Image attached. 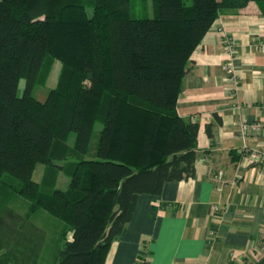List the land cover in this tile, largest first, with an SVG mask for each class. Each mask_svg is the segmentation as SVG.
<instances>
[{
  "label": "trees",
  "instance_id": "16d2710c",
  "mask_svg": "<svg viewBox=\"0 0 264 264\" xmlns=\"http://www.w3.org/2000/svg\"><path fill=\"white\" fill-rule=\"evenodd\" d=\"M192 1L141 0L137 16L133 0H0V264H36L42 233L24 240L39 210L64 223L51 264H105L141 194L195 176L200 125L177 110L191 56L221 9L255 1L264 14V0ZM55 60L57 85L39 100ZM15 195L26 216L6 204Z\"/></svg>",
  "mask_w": 264,
  "mask_h": 264
},
{
  "label": "crops",
  "instance_id": "0c3cea01",
  "mask_svg": "<svg viewBox=\"0 0 264 264\" xmlns=\"http://www.w3.org/2000/svg\"><path fill=\"white\" fill-rule=\"evenodd\" d=\"M227 36L236 43L237 93L226 80ZM177 110L200 125L196 174L167 182L160 195L141 194L105 264H264V161L252 162L237 152L244 143L241 123L264 126V14L255 1L220 10L191 56ZM246 142L264 150V128L248 134ZM12 199L9 206L26 216L29 202L17 195ZM29 223L25 231L30 238L24 242H31L38 229L42 249L49 244L56 253L64 224L49 237L53 223L46 212H35ZM6 249L0 247V255ZM36 264H42L40 258Z\"/></svg>",
  "mask_w": 264,
  "mask_h": 264
},
{
  "label": "rangeland",
  "instance_id": "374dc122",
  "mask_svg": "<svg viewBox=\"0 0 264 264\" xmlns=\"http://www.w3.org/2000/svg\"><path fill=\"white\" fill-rule=\"evenodd\" d=\"M152 1V0H150ZM185 4L187 6L192 5V0H184ZM134 3V15L137 16H141V0H133ZM136 3V5H135ZM92 8L88 9V13L91 15L92 14ZM153 12L151 11V16H153ZM61 68H62V63L59 60H55L49 77L47 78L46 82L44 83H39L37 84L34 89H33V94L35 97H37L39 100H45L48 92L50 89L54 88L57 85L58 82V78L61 72ZM85 84L88 85V82L85 81ZM24 87H25V80H21L20 85H19V90H18V94L22 95L24 92ZM102 129V124L101 123H97L95 126V132L93 134V138H92V142H91V150H94L97 142H98V138H99V132ZM75 141V133H72L69 137V144L73 145ZM43 171H44V165L39 164L34 172L33 178L37 181H39L43 175ZM67 183H68V178L66 177V175H61L59 182H58V188L61 189H66L67 187ZM13 200V199H12ZM11 199L9 200L8 205H13L14 202ZM4 208V207H3ZM11 208V207H10ZM12 209V208H11ZM0 214H1V218H0V223H4V221H6L7 219V211L5 209L0 210ZM48 214V213H47ZM50 220L52 221L53 225L49 226V231H47V233H49V237L53 235V233H55L57 231V225H63L64 223L61 222L60 220L52 217L50 214H48ZM37 220V215L34 216V220L33 222L36 223ZM51 245H46V248L42 249V245L41 248L39 250V252L36 254V259L38 260L40 258V262L42 264H51V262L53 261V256L55 255V252L51 249L50 251L48 250V248ZM44 247V246H43ZM9 256V254L7 255ZM36 260V261H37Z\"/></svg>",
  "mask_w": 264,
  "mask_h": 264
},
{
  "label": "built area",
  "instance_id": "2783aa9c",
  "mask_svg": "<svg viewBox=\"0 0 264 264\" xmlns=\"http://www.w3.org/2000/svg\"><path fill=\"white\" fill-rule=\"evenodd\" d=\"M224 50L227 54H229V60L225 64V70L228 72V78H226L227 82L230 84L228 87L232 92L237 93L239 90V84L237 81V69L236 65L233 64L234 52L236 43L234 39L230 36H227L223 41ZM264 126L261 122L254 123H241L239 127V132L244 139L243 145L238 148V151L246 155L252 162L264 161V150L254 149L250 147L246 142V137L248 134L260 133L263 130Z\"/></svg>",
  "mask_w": 264,
  "mask_h": 264
}]
</instances>
